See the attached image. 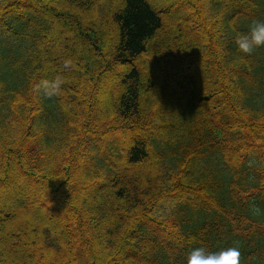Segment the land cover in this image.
<instances>
[{
	"label": "trees",
	"instance_id": "obj_1",
	"mask_svg": "<svg viewBox=\"0 0 264 264\" xmlns=\"http://www.w3.org/2000/svg\"><path fill=\"white\" fill-rule=\"evenodd\" d=\"M201 1L0 0L12 264H187L232 246L264 264V47L236 44L264 0ZM111 75L120 90L100 92Z\"/></svg>",
	"mask_w": 264,
	"mask_h": 264
},
{
	"label": "clouds",
	"instance_id": "obj_2",
	"mask_svg": "<svg viewBox=\"0 0 264 264\" xmlns=\"http://www.w3.org/2000/svg\"><path fill=\"white\" fill-rule=\"evenodd\" d=\"M238 51L250 55L256 49L264 47V20L254 21L246 34L236 40ZM241 253L238 247L232 246L217 252H209L205 248L191 250L187 264H240Z\"/></svg>",
	"mask_w": 264,
	"mask_h": 264
},
{
	"label": "rangeland",
	"instance_id": "obj_3",
	"mask_svg": "<svg viewBox=\"0 0 264 264\" xmlns=\"http://www.w3.org/2000/svg\"><path fill=\"white\" fill-rule=\"evenodd\" d=\"M180 0H178V2H179ZM205 4H206V0H203V1H201V6H205ZM185 9H186V11H187V16L189 15V18H191V19H194V20H196V18H197V15H196V13L195 14H193V12L195 11V9L194 8H190V7H188V6H185ZM184 9V10H185ZM205 12V11H204ZM206 13V12H205ZM185 14V15H186ZM194 15V16H193ZM202 16H203V13H202ZM191 19L188 21V24H187V27H188V30L189 29H191L192 30V32L195 34V36H199V38H200V40L202 41V43L204 44L205 42H206V38H205V35H204V33H206V32H204V30H206L207 28H205L204 29V26L202 25V22L200 21V20H197V21H194V24H192L190 21H191ZM168 20V18L165 16V17H163V21L164 22H166ZM168 22H169V20H168ZM189 23L191 24V25H194V28L192 27V26H189ZM168 26H170V23H168ZM219 29V26H218V24H217V27H216V29H214L215 31H217ZM188 32V31H187ZM113 70H114V72L113 73H115V74H118V73H120V72H123V68H121V67H117V66H114V68H113ZM112 72V71H111ZM116 76V75H115ZM109 78V81H111V83L110 84H107V83H103V87L100 89V92H104V91H108L109 90V86L110 85H112V86H114V89L112 88V92L111 93H113V92H117V91H119L120 89H119V87H118V85H117V78H115V77H113L112 75L111 76H109L108 77ZM111 78V79H110ZM116 90V91H115ZM99 91V90H98ZM102 102H105L104 100H102ZM123 134L124 135V132H119V134ZM126 134V136H124L128 141L130 140V137L131 136H133L135 133H133L131 130H129L128 132H125ZM119 134H118V136H119ZM126 140V141H127ZM137 170H138V172L140 171V173H144L145 171L144 170H147V166H141V167H139V168H136ZM0 206H1V203H0ZM17 217H19V216H17ZM22 219V220H21ZM21 221H23V220H25V217L24 216H22L21 217ZM5 220V217L3 216H0V248L1 249H3L4 250V247L5 246H7L8 248H7V250L8 249H12V251H14L15 252V250H13L14 248V245L16 244V240H14L12 237H8V243L6 244L4 241V238H7V236L8 235H6V234H4V225H5V222L6 221H4ZM20 221V222H21ZM7 223V222H6ZM18 225H21V223H18ZM11 236V235H10ZM16 241V242H15ZM4 251H6V250H4ZM7 252V251H6ZM8 253V252H7ZM23 253V252H22ZM9 254V253H8ZM23 255H24V253H23ZM23 255H21L20 253H18V260H19V262L18 263H20V264H30L29 263V261L27 260V258H23ZM7 257H9V264L11 263L12 264V261H11V252H10V254H9V256H7ZM24 260H26V261H28V263L27 262H25ZM8 262V261H7ZM13 264H14V261H13Z\"/></svg>",
	"mask_w": 264,
	"mask_h": 264
}]
</instances>
